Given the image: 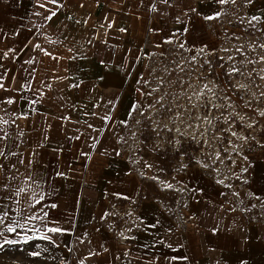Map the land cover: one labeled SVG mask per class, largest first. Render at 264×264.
I'll use <instances>...</instances> for the list:
<instances>
[{
  "label": "crops",
  "instance_id": "1",
  "mask_svg": "<svg viewBox=\"0 0 264 264\" xmlns=\"http://www.w3.org/2000/svg\"><path fill=\"white\" fill-rule=\"evenodd\" d=\"M58 5L0 0V117L9 121L0 124L9 134L0 146L6 154L18 153L0 163L17 177L13 186H25L27 173H34L41 187L27 183L45 197L21 215L14 201L25 194L0 199L8 205L0 230L12 217L24 223L21 216H42L41 209L48 213L18 228L19 235L5 232L19 241L5 246L36 242L39 238L25 243L23 237L43 233L66 264H264V222L253 218L251 208L264 201V159L250 169L238 208L205 201L179 219L165 211L163 192L147 184L146 194L118 155L115 135L153 44L218 34L234 8L264 21V0H58ZM50 10L56 15L46 20ZM216 13L217 18L205 19ZM0 181L8 183L2 174ZM9 195L0 191V197ZM120 203L137 205L138 226L111 227ZM50 227L62 231L47 232Z\"/></svg>",
  "mask_w": 264,
  "mask_h": 264
},
{
  "label": "rangeland",
  "instance_id": "2",
  "mask_svg": "<svg viewBox=\"0 0 264 264\" xmlns=\"http://www.w3.org/2000/svg\"><path fill=\"white\" fill-rule=\"evenodd\" d=\"M250 20L234 8L220 22L218 34L196 42L181 38L153 44L124 102L115 131L118 155L146 194L147 184L165 194V211L172 217H187L205 201L238 208L250 169L264 159V21ZM233 67L239 72L229 74ZM205 84L212 91L198 97ZM177 115L182 119L174 123ZM130 203L116 205L111 227L138 226L137 205ZM252 207L253 218L264 222V201ZM58 254L54 242L39 239L4 246L0 264H66Z\"/></svg>",
  "mask_w": 264,
  "mask_h": 264
},
{
  "label": "snow or ice",
  "instance_id": "3",
  "mask_svg": "<svg viewBox=\"0 0 264 264\" xmlns=\"http://www.w3.org/2000/svg\"><path fill=\"white\" fill-rule=\"evenodd\" d=\"M164 2H167V0H164ZM217 2L219 4H225V3H228L229 0H217ZM231 2L235 3L236 0H231ZM246 2L247 3H251L252 0H246ZM48 3L57 5L59 7L58 0H48ZM40 7H44V5L41 4ZM37 15H39V13H37ZM55 15H56V12L50 10V15L46 16L45 19L46 20H51ZM219 15H220V13H216V16H207V17H205V19H209V20L215 19ZM260 19H261V17H259V16H253V17H251V20L249 21V23H251V21H259ZM121 31H124V30L121 29ZM168 42L170 43L171 41H168ZM34 47L35 48H41V46L39 44H36ZM180 47L183 48L184 45L181 44ZM260 47L264 48V45H260ZM41 51H43V49H41ZM69 51H71V49H69ZM44 54L47 55V56H51V53L46 52V51L44 52ZM7 55H8L7 52L4 53V56H7ZM52 58L53 59H60V57H52ZM230 59H231V57H230ZM260 59L264 60V57H261ZM27 63H32V61L29 60V61H27ZM238 72H239V69H237L236 67H233L229 74L238 73ZM262 79H264V77H262ZM74 86L78 87L79 85H74ZM2 87H3V83H0V88H2ZM240 87L243 88L245 86L241 85ZM204 90H207L209 92L212 91V89L209 88L207 84H205L203 86V89H201L200 93H198L197 96L198 97L202 96L204 94ZM153 91H156V89H153ZM148 94L150 95L151 93H148ZM262 95H264V94H262ZM189 99H191V97H189ZM162 100H163V97H161L160 100H157V103H161ZM7 103L12 104L13 100L9 99L7 101ZM32 103H36V101H33ZM135 107L136 106L134 105L133 108L135 109ZM212 107L215 108L216 105L213 104ZM260 115L264 116V112H261ZM23 118L26 119L27 117L25 116ZM172 119H173V122L175 123L176 120H180V119H182V117L177 115V116L173 117ZM204 119H207V117H204ZM241 119H243V117H241ZM8 123H9L8 120H5L3 117H0V124H8ZM138 123H139V121H138ZM208 123H211V121L208 120ZM189 127H191V125H189ZM249 127H252V125H249ZM0 131L4 132V135L0 136V141H3L5 139V137L8 136L9 134L6 131H4V129H2V128H0ZM169 131H171V129H169ZM177 131H179V129H177ZM20 135L21 136L23 135L22 131L20 132ZM232 135L235 136L236 133L233 132ZM244 139H246V138H244ZM177 143H179V141H177ZM17 147H18V145H17ZM9 155L10 156H17L18 153L9 150V152L6 154V152L4 150V147L0 146V158L7 159V156H9ZM218 158H219V155H217V159ZM18 163L23 164L24 161L23 160H18ZM29 164H31V161H29ZM10 167L12 169H16V165L15 164H11ZM242 171H244V170H242ZM17 172H18V169H17ZM0 174H2L6 178V180L8 181V183H3L2 181H0V191H5L6 190V191H8L10 193L9 196L0 197V199L8 200V199H13L15 197H21V194H25L22 197L21 200H15L14 201L17 205L20 206L17 209V215H21V211L25 210V209L28 210V211H31V209L34 208L35 205L41 204V202L44 200V198H45L44 197V193L43 192L37 193V191L35 189H31V185L27 183V181H31L32 183H34L36 185V188H40L41 187L40 182L36 181L34 179V177H35L34 173H32V172H28L27 173V180L24 181L25 186H18V185L17 186H13L11 182L16 180L17 177L13 176V175H9L5 171L4 165L2 163H0ZM21 175H23V174H21ZM58 175H60V173H58ZM218 183H223V181H218ZM167 187L171 188L172 185L168 184ZM37 195H38L39 198H37ZM50 207L55 208L56 205L52 204V205H50ZM7 208H8V205L6 203L0 204V225H3L5 223V219L8 218V211L6 210ZM41 212H42V216H37L35 214H30V215H27V216H21V219L24 220V223H21L20 220L17 219L16 217H12L10 219V222L8 223L7 227L4 228L3 230H0V250H2L5 245H15V244H17L19 242L16 239H8L5 236V232H7V233H17V229L18 228L23 229V228H25V225L27 223H30L31 221H34V220H37V219H43V217H46L48 215L47 212H43V209H41ZM33 231H39V230L38 229H33ZM46 231L47 232H51V233H60L62 230L59 227H50V228H47ZM17 235H19V234L17 233ZM34 238H39V239H44V240H51V238L49 236H47L46 234L41 233V235L39 237L25 235L23 237V242L26 243L29 240L34 239ZM37 247H39V245H37ZM30 255L39 256L40 253L39 252H32V253H30Z\"/></svg>",
  "mask_w": 264,
  "mask_h": 264
},
{
  "label": "built area",
  "instance_id": "4",
  "mask_svg": "<svg viewBox=\"0 0 264 264\" xmlns=\"http://www.w3.org/2000/svg\"><path fill=\"white\" fill-rule=\"evenodd\" d=\"M149 34H151V32Z\"/></svg>",
  "mask_w": 264,
  "mask_h": 264
}]
</instances>
